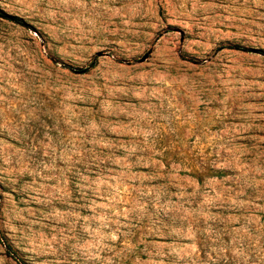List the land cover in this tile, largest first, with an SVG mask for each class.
<instances>
[{"label": "rangeland", "instance_id": "rangeland-1", "mask_svg": "<svg viewBox=\"0 0 264 264\" xmlns=\"http://www.w3.org/2000/svg\"><path fill=\"white\" fill-rule=\"evenodd\" d=\"M15 255L264 264V0H0Z\"/></svg>", "mask_w": 264, "mask_h": 264}, {"label": "trees", "instance_id": "trees-1", "mask_svg": "<svg viewBox=\"0 0 264 264\" xmlns=\"http://www.w3.org/2000/svg\"><path fill=\"white\" fill-rule=\"evenodd\" d=\"M13 19H19V18H13ZM1 239L4 241V237H1ZM12 248H11V246H9V245H7V250H8V252L11 254H14V252L11 250ZM15 257L18 259V261L20 262V264H28V263H26V262H24L23 260H21L20 258H18L16 255H15Z\"/></svg>", "mask_w": 264, "mask_h": 264}]
</instances>
